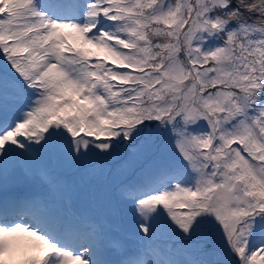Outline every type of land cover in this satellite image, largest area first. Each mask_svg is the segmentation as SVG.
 I'll return each instance as SVG.
<instances>
[{
  "label": "snow or ice",
  "instance_id": "obj_1",
  "mask_svg": "<svg viewBox=\"0 0 264 264\" xmlns=\"http://www.w3.org/2000/svg\"><path fill=\"white\" fill-rule=\"evenodd\" d=\"M0 264H264V0H0Z\"/></svg>",
  "mask_w": 264,
  "mask_h": 264
}]
</instances>
